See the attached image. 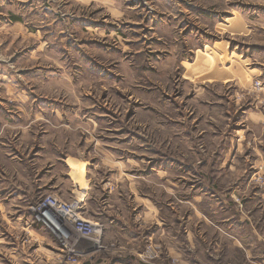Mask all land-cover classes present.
<instances>
[{
  "label": "rangeland",
  "instance_id": "rangeland-1",
  "mask_svg": "<svg viewBox=\"0 0 264 264\" xmlns=\"http://www.w3.org/2000/svg\"><path fill=\"white\" fill-rule=\"evenodd\" d=\"M0 264H264V0H0Z\"/></svg>",
  "mask_w": 264,
  "mask_h": 264
},
{
  "label": "bare ground",
  "instance_id": "bare-ground-1",
  "mask_svg": "<svg viewBox=\"0 0 264 264\" xmlns=\"http://www.w3.org/2000/svg\"><path fill=\"white\" fill-rule=\"evenodd\" d=\"M78 204L81 203V199H77ZM75 202V203H76ZM79 208V207H78ZM78 208H75L69 212H65L64 210L60 209V207L56 204L54 206L47 205V209H42L41 211H35L42 223L53 233L57 235L59 238L60 243L63 246L69 247V244L72 240L66 236V233L62 232V226H69L72 227L76 224L77 221H81V225H88L92 226V223L86 219H84L81 215V212L76 211ZM63 222V223H62ZM91 239L90 237H87ZM92 245L87 247L89 249H97V241H92Z\"/></svg>",
  "mask_w": 264,
  "mask_h": 264
},
{
  "label": "built area",
  "instance_id": "built-area-1",
  "mask_svg": "<svg viewBox=\"0 0 264 264\" xmlns=\"http://www.w3.org/2000/svg\"><path fill=\"white\" fill-rule=\"evenodd\" d=\"M76 202V201H75ZM71 203V204H66L65 202H63V201H61V200H58V199H56V198H52V197H47L46 198V201H45V204H44V208H43V206H42V208L41 209H38V211H41L42 209H47V205H52V206H54V205H58L59 207H60V209H62V210H64L65 212H69L70 213V211L71 210H73V209H75V208H78L79 207V204H78V202H76V203ZM41 204V203H40ZM63 207H65V208H63ZM80 208V207H79ZM79 208L76 210V211H78L79 210ZM36 211V210H35ZM81 221H77L76 222V224L74 225V226H72V227H69V228H71V229H77V231H79V232H83V231H85L87 228H91V227H93V225L92 226H88L87 224L86 225H84V226H82L81 225V223H80ZM63 223V222H62ZM44 224V223H43ZM68 227V226H67ZM66 228V225L65 226H62V232H63V229H65ZM67 236V235H66ZM84 238H85V236H84Z\"/></svg>",
  "mask_w": 264,
  "mask_h": 264
},
{
  "label": "crops",
  "instance_id": "crops-1",
  "mask_svg": "<svg viewBox=\"0 0 264 264\" xmlns=\"http://www.w3.org/2000/svg\"><path fill=\"white\" fill-rule=\"evenodd\" d=\"M74 178L76 179V181H78L79 183L81 182V180L79 179V176H78V172L76 171L75 174H74ZM78 186H74V193H79L78 195V198H80L82 200V196L80 195V190L77 188ZM84 218V217H83Z\"/></svg>",
  "mask_w": 264,
  "mask_h": 264
}]
</instances>
